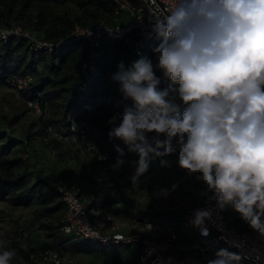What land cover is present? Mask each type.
Wrapping results in <instances>:
<instances>
[{
	"label": "clouds",
	"instance_id": "1",
	"mask_svg": "<svg viewBox=\"0 0 264 264\" xmlns=\"http://www.w3.org/2000/svg\"><path fill=\"white\" fill-rule=\"evenodd\" d=\"M150 20L162 37L153 49L156 63L141 58L126 68L121 61L111 77L134 105L108 121L109 139L138 154L132 184L152 159L172 154L175 143L179 168L206 185L202 194L212 193L221 211L231 205L264 237V0H168ZM157 70L171 81L166 88ZM123 163L118 158L112 167ZM210 217L208 210L194 212L192 223L204 236ZM15 255L0 239V264ZM239 262L221 249L208 264Z\"/></svg>",
	"mask_w": 264,
	"mask_h": 264
},
{
	"label": "trees",
	"instance_id": "2",
	"mask_svg": "<svg viewBox=\"0 0 264 264\" xmlns=\"http://www.w3.org/2000/svg\"><path fill=\"white\" fill-rule=\"evenodd\" d=\"M130 1L134 4L139 3V0ZM127 18L124 12L117 10L112 0H0V30L8 29L14 24L51 43L68 39L75 25L92 28L95 24L103 23L110 26L118 22L127 23ZM135 37V32H132L122 40L106 35L100 38V46L96 49L95 58L100 73L92 75L89 94L81 100L75 96L74 89L83 80L80 65L87 60L90 52L85 40L61 44L51 51H35L29 41L23 37L9 36L6 40L0 37V87H7V79L22 77L26 74L32 76L33 81L19 95L25 102L38 99L41 104L42 114L37 118L42 130L41 143L48 149L71 153L68 161L75 165L74 172L77 174L87 161L78 154L70 141L59 139L54 136V133L64 135L73 120L85 122L89 126L87 138L95 147L99 151H107L113 157L121 159L117 148L120 149L124 143L117 139H109L108 133L112 125L108 121L116 116L118 111L123 112L129 103H131L130 107L134 105L133 101L128 99L127 104L120 108L119 101L123 98L119 91L120 84L111 77L118 71L117 66L121 61L127 68L136 60L149 59L154 55L153 49L162 41L161 36H155L148 43L143 55L135 56L131 49V42ZM168 82L169 79L161 81L159 87L163 89ZM113 90L116 92L112 93ZM113 95L116 100L110 102ZM86 104L92 105L93 109L85 110ZM48 127H51V131H48ZM36 135L30 134L28 137H23L24 139H12L4 130H0V138L5 140H0V202L8 200L11 205L17 207H27L35 203L39 205L38 214L41 217L55 219L54 222L44 224L50 241L38 248L59 251V244L68 242V253L91 251L81 246L74 237L60 230L66 212V206L60 194L47 182L38 180V175L29 171L27 163L19 156L24 150L31 154L33 151L31 144L35 141L33 137ZM153 135L155 134H149V141ZM47 137L50 138L49 144L44 142ZM159 151L163 152L164 149L161 148ZM163 157L165 156L151 160L150 166L153 168ZM17 171L20 172L17 174ZM58 176L66 180L63 174ZM42 183L44 188L40 191L38 186ZM129 187L133 185L125 184L116 191L114 196L104 201L103 207H108L106 211L113 214L122 213L127 218L136 217L142 221L157 218H163L171 223L176 221L177 216L174 210L157 212L150 205L142 206L137 203L128 193ZM115 202H120L123 207L111 208ZM246 229H250L248 224ZM22 246H34L26 244L19 246V249L24 252L23 264H29ZM123 247L125 246L118 245L116 249L119 251Z\"/></svg>",
	"mask_w": 264,
	"mask_h": 264
},
{
	"label": "built area",
	"instance_id": "3",
	"mask_svg": "<svg viewBox=\"0 0 264 264\" xmlns=\"http://www.w3.org/2000/svg\"><path fill=\"white\" fill-rule=\"evenodd\" d=\"M118 11L127 15V23L115 25L95 24L92 28L75 25L68 39L55 43L47 42L35 33L26 31L17 25L0 30V37L6 40L9 36H20L29 41L33 50H52L58 45L74 40L83 39L88 43L90 52L87 60L81 63L80 70L83 80L74 89V94L81 100L89 94L92 75H99V68L95 58L96 49L100 46V38L106 35L113 39L122 40L135 32L136 37L131 42L132 54L142 56L148 43L158 34L153 29L150 16L156 5L164 8L168 0H139L138 4L130 0H112ZM33 81L31 75L26 74L18 78L6 80L7 87L20 94L24 92ZM171 81L164 86L166 88ZM40 98V95H39ZM26 106L38 118L41 116V104L38 99L27 100ZM177 103H180L177 101ZM84 109L91 111L92 105H84ZM184 110L183 105L180 111ZM5 131V130H4ZM51 131V127H48ZM89 126L85 122L70 123L68 131L61 135L54 133L59 139L70 141L78 154L87 161L79 169L78 175L85 177L92 184V190L82 198L79 190L73 184L54 176L46 180L61 196L66 206L60 230L87 242L99 244L102 247L135 245L138 248L137 264H208L216 258L213 247L224 245L229 253L240 257L239 264H264V237L252 228L246 229L239 213L231 205L221 211L216 207L214 200H210L212 193L207 191L206 185L193 178V188L196 198L194 202L181 212L174 210L177 216L174 223L159 220L142 221L136 217L121 220L116 214L105 211L104 201L115 195L116 191L125 184H132L133 170L126 168L124 163L113 169L117 157L107 151H99L87 138ZM12 139H20L16 135L5 131ZM46 144L50 138L44 139ZM20 158L28 163L32 154L27 150L19 154ZM227 207L229 208L226 211ZM197 209L208 210L210 219H206L203 228L208 235L201 234V228L193 225L194 212ZM149 225L151 228H149ZM29 260V264H82L76 260H65L60 252L51 248H38L22 246Z\"/></svg>",
	"mask_w": 264,
	"mask_h": 264
},
{
	"label": "rangeland",
	"instance_id": "4",
	"mask_svg": "<svg viewBox=\"0 0 264 264\" xmlns=\"http://www.w3.org/2000/svg\"><path fill=\"white\" fill-rule=\"evenodd\" d=\"M149 60L156 63L155 54ZM156 75L160 77L161 81L167 79L163 74L157 70ZM116 91L113 90L112 93ZM116 98L114 95L110 98V102H114ZM128 99L124 97L119 101L120 108L127 104ZM131 103L127 106L130 107ZM120 110V109H119ZM123 112L118 111V114ZM0 130H5L12 135L19 138L28 137L30 134H37L31 144L32 156L31 161L27 163L28 170L37 174L38 180L46 182L47 179L58 176L62 167H66L71 153L66 151L60 152L52 148H46L41 143L40 135H42L40 121L33 116L25 101L16 91L8 87H0ZM31 138V137H30ZM163 139V137H160ZM5 141L4 138H0ZM32 141V140H31ZM175 153L161 158L153 166H149V170L140 177L138 185L127 188L128 193L135 199L137 203L142 206L150 205L154 211H171L177 210L181 212L184 208L191 205L195 198L196 193L193 188L194 175L189 176L186 171L178 166L179 146L175 145ZM120 149L123 151V156H120L124 161L126 168H130L135 172L136 162L139 157L138 154L129 151V146L123 144ZM153 160V159H152ZM168 161L170 166H162L161 161ZM40 170V171H39ZM20 171H17L18 174ZM39 184L38 190L44 188V184ZM175 185V190L173 189ZM162 190H168V195L164 196ZM122 204L115 202L111 208H120ZM39 205L33 203L30 206H13L8 200L0 202V239L6 241V247L16 252L15 257L11 264H23L24 252L19 249V246L26 244L27 246L43 247L50 241L47 237L44 224L47 222H54L55 219L48 217H41L38 214ZM228 207L226 211H228ZM127 221V219H124ZM162 220L169 222L163 218L155 219L156 222ZM81 246H85L84 253L72 254L68 253V242L59 244V252L65 260H76L82 264H137L135 245L125 246L119 251L116 246L102 247L99 244L78 240ZM225 249L224 245L213 247V254L219 250ZM103 251V252H101Z\"/></svg>",
	"mask_w": 264,
	"mask_h": 264
},
{
	"label": "crops",
	"instance_id": "5",
	"mask_svg": "<svg viewBox=\"0 0 264 264\" xmlns=\"http://www.w3.org/2000/svg\"><path fill=\"white\" fill-rule=\"evenodd\" d=\"M74 168H75V165L72 164L71 161H68L66 164V167L65 166L62 167V170L60 172L63 173L67 182L73 184L75 187L78 188L79 195L82 198L88 191L92 190V184L88 179H86L85 177L79 176L76 172H74ZM104 209L106 211L108 207L105 206ZM116 215L121 220H124L127 218V216L122 213L116 214ZM129 216H132V215H129Z\"/></svg>",
	"mask_w": 264,
	"mask_h": 264
}]
</instances>
